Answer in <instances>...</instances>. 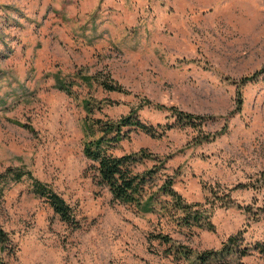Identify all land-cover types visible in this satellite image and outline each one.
I'll return each instance as SVG.
<instances>
[{
	"label": "rangeland",
	"instance_id": "374dc122",
	"mask_svg": "<svg viewBox=\"0 0 264 264\" xmlns=\"http://www.w3.org/2000/svg\"><path fill=\"white\" fill-rule=\"evenodd\" d=\"M171 108L201 126L181 127ZM133 109L154 135L135 130L112 153L157 155L156 182L172 178L208 208L212 230L143 214L98 185L83 123ZM8 169L51 187L78 223L35 195L33 179H0L7 264H190L150 239L201 253L236 234L246 254L211 264H264V0H0V177Z\"/></svg>",
	"mask_w": 264,
	"mask_h": 264
},
{
	"label": "trees",
	"instance_id": "16d2710c",
	"mask_svg": "<svg viewBox=\"0 0 264 264\" xmlns=\"http://www.w3.org/2000/svg\"><path fill=\"white\" fill-rule=\"evenodd\" d=\"M101 85L107 91L123 92V88L115 86L107 81H103ZM57 88L72 94L71 90L66 86L65 82H58ZM91 102L84 103L85 109L90 114L92 112ZM159 110H165L164 106H156ZM176 117V122L181 127H199L202 120L200 117H194L174 108L169 109ZM138 112L132 110L126 117H121L118 121L88 119L83 123V132L87 138L84 144L83 154L86 158L97 164V183L99 186L107 187L115 201L134 206L143 214H159L162 216L169 215L178 221L186 230L193 229L212 230L214 228L211 222L212 212L203 209L201 204H188L180 194L173 188V180L168 179L158 184V170L164 167V162L159 157L152 154L146 149L115 156L112 150L119 143L130 139V133L140 130L149 135H154L152 129L142 123ZM31 132L34 130L24 125ZM127 129V130H126ZM154 161V166L147 167V162ZM160 163V164H159ZM138 168L141 171H138ZM12 177L17 183L21 182L24 177L33 179V192L38 197L44 198L50 204L54 212L60 216L61 220L75 225L78 223V215L76 210L70 206L65 199L56 193L51 187L35 179L31 172L23 170L8 169L2 174L0 179H8ZM229 203V202H227ZM153 237V236H152ZM153 241H160V244L169 247L168 254L174 256L177 260L183 259L184 262L190 264H211L214 262L225 260L231 255H245L242 250L244 237L241 234L231 236L218 251L194 252L186 245H176L175 241L168 235L154 236ZM11 247L9 235L0 229V264H7L4 261L3 253ZM264 252L263 245H256ZM247 249V247L245 248Z\"/></svg>",
	"mask_w": 264,
	"mask_h": 264
}]
</instances>
